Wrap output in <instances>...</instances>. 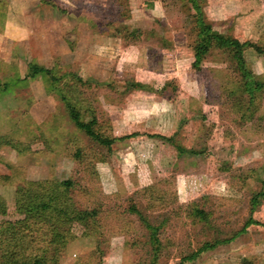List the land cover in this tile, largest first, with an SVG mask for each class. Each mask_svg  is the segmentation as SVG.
I'll return each instance as SVG.
<instances>
[{"label": "rangeland", "instance_id": "obj_1", "mask_svg": "<svg viewBox=\"0 0 264 264\" xmlns=\"http://www.w3.org/2000/svg\"><path fill=\"white\" fill-rule=\"evenodd\" d=\"M24 1L0 6V247L23 217L25 179H69L74 205L96 214L88 231L73 224L58 264H152L147 224L162 243L154 264L260 262L264 196L251 197L264 191V0H196L214 30L255 45L243 51L253 94L227 51L192 65L190 0ZM30 62L51 74L29 76ZM63 98L110 147L75 126Z\"/></svg>", "mask_w": 264, "mask_h": 264}, {"label": "trees", "instance_id": "obj_2", "mask_svg": "<svg viewBox=\"0 0 264 264\" xmlns=\"http://www.w3.org/2000/svg\"><path fill=\"white\" fill-rule=\"evenodd\" d=\"M190 2L195 11L196 22V39L193 45L194 61L192 65L198 68L202 54L211 49L219 48L227 51L240 71L242 86L246 91L253 94V90L259 86V83L255 80L252 72L245 67L243 51L247 47L255 45L250 41H240L231 34L214 30L211 24L205 20L199 3L196 0H190ZM258 50L260 51V49ZM50 70L49 67L35 62L28 64V75L31 77L37 73L51 74ZM145 86V83L138 80H132L128 83V88H145ZM63 99L75 126L89 137L110 147L115 138L109 135L104 136L95 128L96 118L92 117L88 121H83L76 106L69 100ZM160 137L170 141L173 139L172 136L160 135ZM176 147L179 153L182 150L184 151L181 144H176ZM70 186H72V181L69 179L50 181L25 179L17 187L15 190V206L17 211L23 214V217L14 221L9 246L6 248L0 247V264H58L59 253L64 249L66 243L74 237L73 224H82L83 229L88 231L90 220L96 214V209L76 207L68 194ZM260 196H264V191L253 193L252 203L257 202ZM3 213H5V204L0 196V214ZM202 213L203 210L201 209L194 210V214ZM247 223L258 222L256 219L249 218ZM147 226L151 229L149 239L152 243L151 262L154 264L162 246L161 241L156 236L159 226L151 224H147ZM217 242L218 240L203 243L187 258H192L206 249L213 248ZM177 264H184L183 259Z\"/></svg>", "mask_w": 264, "mask_h": 264}, {"label": "crops", "instance_id": "obj_3", "mask_svg": "<svg viewBox=\"0 0 264 264\" xmlns=\"http://www.w3.org/2000/svg\"><path fill=\"white\" fill-rule=\"evenodd\" d=\"M10 1H12V0H0V6L1 5H3L2 3H4V5L5 6H10ZM19 2L20 3H24L25 1L24 0H19ZM6 20H7V18H6ZM8 24V25H7ZM5 25H7V27L6 28H8V26L10 25V23L8 22V21H6L5 22ZM9 36V35H8ZM8 39H10V45H9V49H10V51H9V53H8V55H7V59H5V60H8V56H12V48L14 49V47H12L13 45H12V42H13V38L12 37H9V38H6V40H8ZM5 43H6V41H5ZM7 46V45H6ZM14 55V54H13ZM3 62V61H2ZM18 70H20L21 71V68H18ZM241 258H243V256H241ZM262 260L260 261V262H263V264H264V255L262 256ZM210 261H212L213 262V264H231V261H237V264H240V263H238V261H240V259H239V257H238V255H235V256H233V257H229V256H227V257H223L222 259H217V258H215V259H212V260H210ZM227 261V263H225ZM260 262L258 261V262H255V263H251V264H260ZM235 264V263H234Z\"/></svg>", "mask_w": 264, "mask_h": 264}]
</instances>
